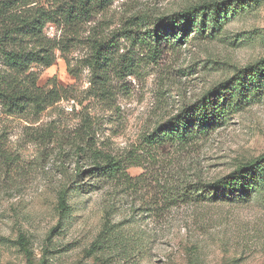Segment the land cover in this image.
<instances>
[{"label": "rangeland", "instance_id": "rangeland-1", "mask_svg": "<svg viewBox=\"0 0 264 264\" xmlns=\"http://www.w3.org/2000/svg\"><path fill=\"white\" fill-rule=\"evenodd\" d=\"M228 1L217 19L193 18L184 37L148 33L162 18ZM241 1L93 0L84 17L69 13L73 0H0V35L53 15L11 47L47 53L49 66L7 64L0 53L8 90L39 97L0 102V264H26L20 237L35 264H264V163L237 201L173 200L264 157V74L245 77V98L206 136L144 143L264 60V0ZM110 159L126 178L92 176Z\"/></svg>", "mask_w": 264, "mask_h": 264}, {"label": "trees", "instance_id": "trees-1", "mask_svg": "<svg viewBox=\"0 0 264 264\" xmlns=\"http://www.w3.org/2000/svg\"><path fill=\"white\" fill-rule=\"evenodd\" d=\"M105 2L107 0H100ZM241 3V0H236ZM75 7H68L71 11L69 13H77L84 17H88L89 13L93 10V0H73ZM228 2L219 3H205L201 6L185 10L172 17H165L159 20V23L148 31L150 37L158 40L160 31L168 30L169 34L180 33L182 37L185 36L186 24L191 22L196 16H211L217 19V14L222 10H226ZM66 11V10H65ZM53 15L41 14L38 19H34L31 23L26 20H20L19 26L12 29H7L0 35V53L5 58L7 64L15 66H26L29 62L38 61L42 62L45 66H49L51 61L47 53L42 56L39 53H24L19 50L11 49L13 42L16 39L23 37H15L18 34L27 35V33L40 32L45 26V22H52ZM103 49V48H102ZM96 50V61L104 59V53ZM46 52V51H44ZM264 74V60L252 66H248L238 73H236L228 81L220 83L216 87L209 90L201 100L182 109L180 113L169 119L166 123L154 129L150 134L144 137V143L147 148H157L165 144H176L186 146L198 137H204L209 131L219 127L222 124V119L226 115L234 113L236 104L233 103L234 99L245 98L244 91L246 90L245 77L247 76H260ZM8 79V78H6ZM0 77V102L10 106L19 107L21 103L36 102L39 100L38 96H29L26 91L16 89L13 85L11 91L8 90L10 81ZM11 80V79H10ZM12 82L14 80H11ZM15 82V81H14ZM238 95V97H236ZM238 101V100H237ZM135 164V160L133 159ZM264 163V157L250 163L246 166L236 169L231 174L224 178L218 179L212 183H198L196 187H183L177 193L173 200L181 202H234L241 197H244L250 192L249 179L250 175L259 171ZM93 177L102 179L106 178H126L125 167L118 161L111 160L104 166L95 165L92 169ZM90 172V171H89ZM250 174V175H249ZM244 193V195H241ZM20 250L24 255L26 264H35L30 250L25 244L23 237L18 240Z\"/></svg>", "mask_w": 264, "mask_h": 264}]
</instances>
